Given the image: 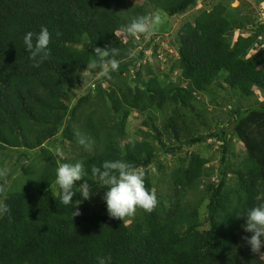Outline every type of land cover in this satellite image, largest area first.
<instances>
[{
  "label": "trees",
  "instance_id": "trees-1",
  "mask_svg": "<svg viewBox=\"0 0 264 264\" xmlns=\"http://www.w3.org/2000/svg\"><path fill=\"white\" fill-rule=\"evenodd\" d=\"M199 1L0 0V166L7 149L36 150L61 135L62 146L74 149L61 163L81 162L89 175L76 181L69 205L60 203L59 163L51 153L31 185L6 187L1 181L0 204L9 211L0 214V264H98L97 257L109 256L108 264H264V253L251 251L245 237L253 233L244 231L246 218L239 216L264 202V101L255 91L264 92V19L231 20L220 2L184 23L176 39L178 60L169 70L180 72L176 82L168 75L162 80L147 60L142 64L150 42L142 46L125 33L134 18L152 17L148 6L172 21ZM262 10L260 16L264 4ZM41 26L52 34L51 55L36 67L23 37L32 32L35 40ZM86 41L90 46L81 47ZM96 48L106 61L115 58L119 69L71 102L70 91L97 61ZM112 49H119L115 57ZM228 90L240 102L255 98L256 104L237 106L229 127L193 136L197 123L185 110L201 117L197 97L206 94L216 103L220 95L228 98ZM155 108L164 121L158 123ZM131 114L142 119L133 134ZM233 137L244 154L231 164ZM209 139L222 144L221 163L228 164L215 180L209 158L198 152L188 150L172 168L160 159ZM113 160L144 170L145 186L157 197L152 212L137 208L123 221L109 216L105 201L93 205L94 195L103 198L108 188L90 178L91 169ZM230 174L236 176L232 184ZM85 181L89 199L79 192ZM74 207L80 214L73 217Z\"/></svg>",
  "mask_w": 264,
  "mask_h": 264
},
{
  "label": "rangeland",
  "instance_id": "rangeland-1",
  "mask_svg": "<svg viewBox=\"0 0 264 264\" xmlns=\"http://www.w3.org/2000/svg\"><path fill=\"white\" fill-rule=\"evenodd\" d=\"M132 2L134 4L141 5L144 3V0H132ZM220 2L228 5V14L231 20L235 18H245L247 15L256 17L257 19L255 20H258L263 16H260V12L263 11L262 6L264 4V0H201L188 11L179 15L172 21L169 20L168 15L164 11L154 10L152 6H148L147 9H150L149 11L152 13V17L157 15L160 16L161 22L158 25H154L152 27L151 33L148 35L147 39H145L144 35H140L136 38L142 41V46H145L148 42L151 44L148 50L145 51L146 59L142 61V64H145L146 60L150 62L155 72L162 80H165V75H168V80L170 81L176 82L180 80V72L178 70L174 71L173 74H169V70L173 63L178 60V50L176 48L178 45L176 43V39L180 27L186 22H193L200 12L204 10H211L217 3ZM151 18H149V21H151ZM261 19H264V16ZM168 27L170 30L164 31V28ZM238 35L239 33L237 30L233 33V39L235 40ZM88 46H90V44L87 41L81 45L83 48ZM142 46L135 49V54L138 53ZM155 46L158 47L156 54L153 52ZM138 65L139 64H137V66ZM90 71L84 72V79L80 83L79 87L70 91L71 93L69 94V99L71 102L80 99V97L89 87H91L93 91L97 88V79L102 76L101 71L96 70L95 67H93ZM183 85H186V83L183 82ZM107 87L108 84H103V88L106 89ZM255 91L258 95L259 101H264V92L258 90L257 88H255ZM223 95H228V98L225 99L221 95L218 96V99L216 100L217 104L212 103L209 96L206 94H201V96L197 97V100L199 101L197 102V111L202 113L201 117L196 115L197 112L192 113L188 110H185L186 113L189 112V117L195 119V122L197 123L195 130L191 133L193 136L198 134H209L212 131L218 130V128L229 127L231 121L230 119L236 115L235 111L237 106H241L242 109H246L256 104L255 98L252 100L245 99L240 102L239 96L237 95L236 97V94L230 90L225 91ZM152 114L158 118V123L160 121H164L163 114L157 108L152 110ZM137 117V115L132 116L131 114L129 118L128 129L132 134L135 133L138 126L140 125V121H142V119H137ZM60 137L61 135H58L55 138L50 139L43 147L36 150L17 148L7 149L4 151L3 155H5V164L4 166H0V170L6 169L7 171L6 174H0V182H5L6 187L15 185L18 186V188H23L26 185H31L32 181H36L40 177L42 167L44 164H46L50 153L56 157L58 163H61L60 157L55 155L56 149L58 147L61 148L64 153L63 159L66 158L67 155L71 156L74 149L69 145V143H64L62 146ZM232 140V150L227 157L229 158V162L231 164L238 163L244 154L243 146L240 141L236 137H233ZM174 143L181 142L175 141ZM42 150H45L46 155L45 153L41 154ZM188 150L190 153L192 151L198 152L203 157H206L207 159L209 158V163L207 166L214 167V173L211 177L213 180L216 179L217 170L220 171V168L223 170L225 166L228 165L223 162L221 163L223 147L222 144L215 139H209L208 141L197 146L183 149L182 151H179L177 155H160V159L164 163V166L167 165L169 168H172L176 166L177 163H179V156H184L185 152ZM0 159L2 158L0 157ZM153 171L156 172L157 168H155ZM156 177L158 180V176ZM235 178V175L230 174L228 177V182L232 184ZM161 186L162 184L160 185L159 183L157 188ZM94 197V206H99L104 202L103 198H100L96 195H94ZM104 211H106V209Z\"/></svg>",
  "mask_w": 264,
  "mask_h": 264
},
{
  "label": "clouds",
  "instance_id": "clouds-1",
  "mask_svg": "<svg viewBox=\"0 0 264 264\" xmlns=\"http://www.w3.org/2000/svg\"><path fill=\"white\" fill-rule=\"evenodd\" d=\"M263 17V16H262ZM263 20V19H261ZM161 22L160 16H154L151 21L147 17L139 16L134 18L126 27L125 33L134 38L144 35L147 39L154 25ZM119 38L118 34L115 33ZM59 35V33H57ZM52 34L45 26H41L39 33L34 34L28 32L23 37V43L26 50L30 53V57L35 61V66L51 55L49 44ZM97 61H94L92 67L97 65L101 68L102 76H109L110 73L119 69V63L115 58L105 60V52L100 48L95 49ZM119 53V49H112L111 55L115 57ZM129 55H135L133 51H129ZM39 58V59H37ZM78 143L87 147L86 139L79 132L76 133ZM55 155L63 159L64 153L61 148H57ZM6 169L0 170V174H6ZM91 179L97 181L101 186H107L108 190L104 194V201L107 205V211L110 217L122 219L133 215L137 208L145 212H152L157 205V197L154 191H150L145 186V172L125 161L113 160L104 161L101 167H93L91 169ZM89 177L81 162L76 163H59L55 169V183L60 189V203L64 205L71 204L75 192L73 191L76 181L83 177ZM79 192L84 199L90 198L89 185L85 183L79 187ZM9 211L6 204H0V214ZM73 217L79 215V210L74 207ZM246 218L243 225L245 232L253 233L250 237H245L247 243L251 247L253 253L261 252L262 244H264V202L247 210L245 214L239 215ZM111 257H97L98 264H108Z\"/></svg>",
  "mask_w": 264,
  "mask_h": 264
},
{
  "label": "water",
  "instance_id": "water-1",
  "mask_svg": "<svg viewBox=\"0 0 264 264\" xmlns=\"http://www.w3.org/2000/svg\"><path fill=\"white\" fill-rule=\"evenodd\" d=\"M25 159V158H24Z\"/></svg>",
  "mask_w": 264,
  "mask_h": 264
}]
</instances>
